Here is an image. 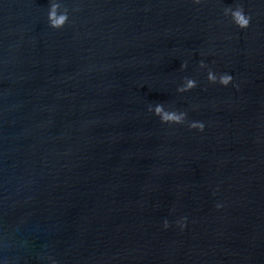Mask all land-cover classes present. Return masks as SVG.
Here are the masks:
<instances>
[{"label": "water", "instance_id": "water-1", "mask_svg": "<svg viewBox=\"0 0 264 264\" xmlns=\"http://www.w3.org/2000/svg\"><path fill=\"white\" fill-rule=\"evenodd\" d=\"M0 264H264V0H0Z\"/></svg>", "mask_w": 264, "mask_h": 264}, {"label": "clouds", "instance_id": "clouds-1", "mask_svg": "<svg viewBox=\"0 0 264 264\" xmlns=\"http://www.w3.org/2000/svg\"><path fill=\"white\" fill-rule=\"evenodd\" d=\"M198 2V0H197ZM55 7L53 6V11L50 14V19L52 20L53 26L54 27H60L64 24L66 17L65 16H60L59 18H57L56 13H55ZM233 15V19L235 21V23L237 24V26L241 29H247L250 26V21H251V17H248L245 15L244 13V9L243 7H237V9L235 11L232 12ZM212 78V77H210ZM214 79V78H212ZM232 80L231 76H225L222 78V83L227 85L228 83H230ZM193 86L190 83V87ZM161 111V108L158 106L157 107V113H159ZM164 119L167 120H171V121H175L177 123L180 122V117L176 116L174 114L172 115H165ZM201 127V131H203V125L200 126Z\"/></svg>", "mask_w": 264, "mask_h": 264}]
</instances>
